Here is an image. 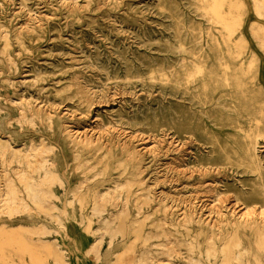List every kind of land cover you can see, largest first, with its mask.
I'll use <instances>...</instances> for the list:
<instances>
[{"label": "rangeland", "instance_id": "obj_1", "mask_svg": "<svg viewBox=\"0 0 264 264\" xmlns=\"http://www.w3.org/2000/svg\"><path fill=\"white\" fill-rule=\"evenodd\" d=\"M212 2L0 0V264H264V3Z\"/></svg>", "mask_w": 264, "mask_h": 264}, {"label": "bare ground", "instance_id": "obj_2", "mask_svg": "<svg viewBox=\"0 0 264 264\" xmlns=\"http://www.w3.org/2000/svg\"><path fill=\"white\" fill-rule=\"evenodd\" d=\"M69 1V0H68ZM106 1V0H105ZM224 0H213V2H212V4H211V6H210V11H211V13H213L216 17H217V15H219V13H218V10H219V7H220V5L222 4V2H223ZM246 1V0H245ZM256 3H257V9H260L261 8V4H263L264 3V0H254ZM28 2V1H27ZM50 2V1H49ZM49 2H48V4H49ZM66 2V1H65ZM103 2V1H102ZM199 2V1H198ZM203 2V1H202ZM20 3V2H19ZM59 3V2H58ZM70 3V2H69ZM156 3V2H155ZM200 3V2H199ZM21 4V3H20ZM54 4V3H53ZM66 4H67V2H66ZM203 4H204V2H203ZM24 5H26V4H24ZM50 5V4H49ZM52 5V4H51ZM68 5V4H67ZM66 5V6H67ZM82 5V4H81ZM80 5V6H81ZM99 5V4H98ZM196 5V4H195ZM27 6V5H26ZM61 6H62V3H61ZM63 6H64V4H63ZM162 6V5H161ZM21 7V6H20ZM19 7V8H20ZM99 7V6H98ZM196 7V6H195ZM197 7H198V5H197ZM204 7V6H203ZM202 7V8H203ZM66 8V7H65ZM135 8V7H134ZM25 9V8H24ZM67 9V8H66ZM133 9V8H132ZM161 9V8H160ZM200 9V8H199ZM204 9V8H203ZM262 9V8H261ZM264 9V8H263ZM263 9H262V12H263ZM27 10V9H26ZM25 10V11H26ZM57 10V9H56ZM94 10V9H93ZM165 10V9H164ZM201 10V9H200ZM200 10H198V11H200ZM229 10V9H228ZM195 11H197V10H195ZM169 12V11H168ZM174 12V11H173ZM260 12H261V10H260ZM206 13V12H205ZM204 13V14H205ZM249 13V12H248ZM254 13H255V11H254ZM20 14V13H19ZM138 14V13H137ZM163 14H164V12H163ZM209 14V13H208ZM17 15V14H16ZM21 15V14H20ZM139 15V14H138ZM184 15V14H183ZM228 15H230V14H228ZM259 15V14H258ZM66 16V15H65ZM168 16V15H167ZM208 16H210V15H208ZM247 16H249V14L247 15ZM259 16H261V13H260V15ZM258 16V17H259ZM13 17V16H12ZM28 17H29V15H28ZM34 17V16H33ZM181 17H184V16H182L181 15ZM212 17V16H211ZM214 17V16H213ZM35 18H36V16H35ZM47 17H45V19H46ZM51 18V17H50ZM89 18V17H88ZM131 18V17H130ZM148 18V17H147ZM199 18H200V16H199ZM215 18V17H214ZM249 18H251V17H249ZM37 19V18H36ZM41 19V18H40ZM91 19V18H90ZM110 19V18H109ZM112 19V18H111ZM203 19V18H202ZM253 19V18H252ZM147 20V19H146ZM174 20V19H173ZM250 20V19H249ZM35 21V20H34ZM40 21V20H39ZM38 21V23H40ZM115 21V20H114ZM113 21V22H114ZM118 21H119V19H118ZM152 21V20H151ZM178 21V20H177ZM188 21V20H187ZM211 21V20H210ZM216 20L214 19V22H215ZM37 22V21H36ZM117 22V21H116ZM148 22V21H147ZM206 22H207V20H206ZM234 22V21H233ZM248 22V21H247ZM260 22H261V20H260ZM11 23V22H10ZM21 23V22H20ZM27 23V22H26ZM49 23V22H48ZM208 23V22H207ZM213 23V22H212ZM227 23V22H226ZM42 24V23H41ZM96 24V23H95ZM117 24V23H116ZM155 24V23H154ZM185 24V23H184ZM218 24V23H217ZM219 24H220V22H219ZM250 24V23H249ZM25 25H27V24H25ZM216 25V24H215ZM224 25V27L227 29V31H229L228 29V25L227 24H223ZM254 25V24H253ZM11 26V25H10ZM41 26V25H40ZM178 26V25H177ZM261 26H262V24H261ZM42 27V26H41ZM135 27V26H134ZM183 27V26H182ZM254 27V26H253ZM16 28H17V26H16ZM23 28V27H22ZM87 28V27H86ZM92 28V27H91ZM188 28V27H187ZM21 29V28H20ZM26 29V28H25ZM24 29V30H25ZM41 29V28H40ZM94 29H97V28H94ZM123 29H125V27L123 28ZM122 29V30H123ZM131 29V28H130ZM132 29H134V28H132ZM193 29V28H192ZM8 30V29H7ZM17 30V29H16ZM101 30V29H100ZM159 30V29H158ZM181 30V29H180ZM184 30V29H183ZM182 30V31H183ZM225 30V29H224ZM246 30V29H245ZM254 31H255V29H253ZM25 31H27V30H25ZM154 31V30H153ZM175 31V30H174ZM193 31V30H192ZM244 31V30H243ZM34 32V31H33ZM109 32V31H108ZM125 32V31H124ZM150 32V31H149ZM165 32H166V30H165ZM178 32H179V30H178ZM194 32V31H193ZM206 32V31H205ZM208 32V31H207ZM245 32H247V31H245ZM17 33V32H16ZM28 33V32H27ZM97 33V32H96ZM100 33V32H99ZM104 33V32H103ZM146 33V32H145ZM154 33V32H153ZM162 33V32H161ZM200 33V32H199ZM202 33V32H201ZM6 34V33H5ZM18 34H20L19 33V31H18ZM101 34V33H100ZM128 34V33H127ZM132 34V33H131ZM171 34V33H170ZM193 34V33H192ZM196 34V33H195ZM209 34V33H208ZM207 34V35H208ZM244 34V33H243ZM29 35V34H28ZM27 35V36H28ZM110 35V34H109ZM134 35V34H133ZM164 35V34H163ZM252 35V34H251ZM49 36V35H48ZM83 36V35H82ZM99 36V35H98ZM184 36V35H183ZM195 36V35H194ZM199 36V35H198ZM198 36H196V38L198 37ZM249 36V35H248ZM18 37V36H17ZM35 37V36H34ZM73 37V36H72ZM173 37V36H172ZM202 37H203V35H202ZM207 37V36H206ZM225 37V36H224ZM254 37V36H253ZM66 38V37H65ZM107 38V37H106ZM144 38H145V36H144ZM164 38H166V37H164ZM178 38V37H177ZM177 38H175V39H177ZM199 38V37H198ZM255 38H257V37H255ZM19 39V38H18ZM68 39V38H67ZM71 39V38H70ZM75 39H76V37H75ZM105 39V38H104ZM108 39V38H107ZM131 39V38H130ZM139 39H140V37H139ZM147 39V38H146ZM184 39V38H183ZM194 39V38H193ZM211 39L213 40V38L211 37ZM225 39V38H224ZM72 40V39H71ZM90 40V39H89ZM114 40V39H113ZM134 40V39H133ZM179 40V39H178ZM195 40V39H194ZM207 40V39H206ZM205 40V41H206ZM249 40V39H248ZM247 40V41H248ZM259 40V39H258ZM262 40H264V39H262ZM93 41V40H92ZM139 41V40H138ZM137 41V42H138ZM144 41V40H143ZM157 41V40H156ZM190 41V40H189ZM89 42V41H88ZM160 42V41H159ZM179 42V41H178ZM16 43H17V41H16ZM79 43V42H78ZM139 43V42H138ZM137 43V44H138ZM148 43H149V40H148ZM156 43H158V42H156ZM155 43V44H156ZM161 43H162V41H161ZM200 43V42H199ZM88 44V43H87ZM93 44V43H92ZM112 44V43H111ZM116 44V43H115ZM206 44H207V42H206ZM260 44H262V43H260ZM67 45V44H66ZM77 45V44H76ZM90 45V44H89ZM158 45V44H157ZM93 46V45H92ZM130 46H131V44H130ZM174 46V45H173ZM226 46V45H225ZM71 47V46H70ZM93 47H95V45L93 46ZM108 47V46H107ZM115 47V46H114ZM139 47V46H138ZM161 47V46H160ZM170 47V46H169ZM182 47V46H181ZM219 47V46H218ZM227 47V46H226ZM99 48V47H98ZM113 48V47H112ZM119 48V47H118ZM194 48V47H193ZM149 49V48H148ZM152 49V48H151ZM155 49V48H154ZM170 49H172V48H170ZM200 49V48H199ZM198 49V50H199ZM5 50V49H4ZM28 50V49H27ZM95 50V49H94ZM102 50V49H101ZM181 50H182V48H181ZM183 50H185V49H183ZM52 51V50H51ZM63 51V50H62ZM187 51V50H186ZM189 51V50H188ZM194 51V50H193ZM50 52V51H49ZM83 52H85V51H83ZM82 52V53H83ZM112 52H114V51H112ZM156 52H157V50H156ZM190 52H191V50H190ZM196 52V51H195ZM201 52V51H200ZM199 52V53H200ZM262 52V51H261ZM46 53V52H45ZM100 53V52H99ZM111 53V52H110ZM127 53V52H126ZM131 53H133V52H131ZM198 53V54H199ZM219 53V52H218ZM48 54V53H47ZM59 54V53H58ZM71 54V53H70ZM95 54V53H94ZM146 54V53H145ZM163 54H166V53H163ZM172 54V53H171ZM196 54V53H195ZM18 55V54H17ZM67 55H69V54H67ZM66 55V56H67ZM78 55H81V54H78ZM178 55V54H177ZM203 55V54H202ZM235 55V54H234ZM65 56V55H64ZM82 56V55H81ZM85 56V55H84ZM87 56V55H86ZM94 56V55H93ZM102 56V55H101ZM115 56V55H114ZM133 56H135V55H133ZM197 56V55H196ZM250 56H252V55H250ZM117 57V56H116ZM229 57V56H228ZM88 58V57H87ZM136 58V57H135ZM150 58V57H149ZM199 58V57H198ZM202 58V57H201ZM72 59V58H71ZM82 59V58H81ZM108 59V58H107ZM113 59V58H112ZM117 59H118V57H117ZM120 59V58H119ZM118 59V60H119ZM155 59V58H154ZM184 59V58H183ZM69 60V59H68ZM77 60H78V58H77ZM85 60V59H84ZM135 60V59H134ZM139 60V59H138ZM167 60V59H166ZM171 60V59H170ZM60 61V60H59ZM74 61V60H73ZM140 61V60H139ZM218 61V60H217ZM220 61H222V60H220ZM44 62V61H43ZM48 62V61H47ZM79 62H81L80 60H79ZM133 62V61H132ZM142 62V61H141ZM181 62V61H180ZM189 62V61H188ZM194 62V61H193ZM138 63V62H137ZM144 63V62H143ZM157 63V62H156ZM190 63V62H189ZM192 63V62H191ZM190 63V64H191ZM199 63H200V61H199ZM224 63V62H223ZM117 64V63H116ZM125 64V63H124ZM133 64V63H132ZM166 64H168V63H166ZM179 64V63H178ZM56 66H57V64H55ZM83 65V64H82ZM89 65V64H88ZM108 65V64H107ZM144 65V64H143ZM196 65V64H195ZM200 65H202V64H200ZM225 65V64H224ZM112 66H113V64H112ZM126 66V65H125ZM130 66V65H129ZM148 66V65H147ZM169 66V65H168ZM184 66V65H183ZM44 67V66H43ZM76 67V66H75ZM89 67V66H88ZM100 67V66H99ZM136 67V66H135ZM138 67V66H137ZM161 67V66H160ZM170 67V66H169ZM200 67V66H199ZM56 68V67H55ZM73 68V67H72ZM71 68V69H72ZM101 68V67H100ZM99 68V69H100ZM117 68V67H116ZM129 68V67H128ZM146 68V67H145ZM159 68V67H158ZM87 69H89V68H87ZM91 69H93V68H91ZM106 69H107V66H106ZM125 69V68H124ZM130 69H133V68H130ZM173 69V68H172ZM171 69V70H172ZM195 69H196V66H195ZM195 69H194V71H195ZM222 69V68H221ZM223 69H225V68H223ZM230 69V68H229ZM116 70V69H115ZM117 70H119L118 68H117ZM129 70V69H128ZM137 70V69H136ZM188 70V69H187ZM216 70V69H215ZM40 71V70H39ZM105 71V70H104ZM109 71V70H108ZM107 71V72H108ZM130 71H132V70H130ZM157 71V70H156ZM169 71V70H168ZM199 71H200V69H199ZM260 71V70H259ZM37 72V71H36ZM66 72V71H65ZM102 72V71H101ZM106 72V73H107ZM112 72H114V71H112ZM116 72V71H115ZM154 72V71H153ZM152 72V74H155V73H153ZM191 72V71H190ZM190 72H187V73H190ZM197 72V71H196ZM210 72V71H209ZM100 73V72H99ZM104 73V72H103ZM138 73V72H137ZM136 73V74H137ZM146 73V72H145ZM149 73V72H148ZM147 73V74H148ZM177 73V72H176ZM191 73H194L195 74V72H191ZM198 73H200V72H198ZM66 74V73H65ZM105 74V73H104ZM114 74V73H113ZM139 74V73H138ZM146 74V75H147ZM152 74H150V75H152ZM162 74V73H161ZM167 74V73H166ZM170 74V73H169ZM51 75V74H50ZM71 75V74H70ZM92 75V74H91ZM109 75V74H108ZM117 75V74H116ZM187 75V74H186ZM46 76V75H45ZM54 76V75H53ZM96 76V75H95ZM107 76V75H106ZM153 76V75H152ZM159 76V75H158ZM168 76V75H167ZM176 76V75H175ZM188 76H189V74H188ZM29 77V76H28ZM33 77V76H32ZM80 77V76H79ZM83 77V76H82ZM87 77V76H86ZM100 77V76H99ZM114 77H115V75H114ZM128 77V76H127ZM35 78V77H34ZM38 78V77H37ZM91 78V77H90ZM95 78V77H94ZM168 78V77H167ZM190 78V77H189ZM188 78V79H189ZM49 79V78H48ZM82 79V78H81ZM164 79V78H163ZM176 79V78H175ZM174 79V80H175ZM140 80V79H139ZM191 80V79H190ZM228 80V79H227ZM226 80V81H227ZM60 81V80H59ZM64 81V80H63ZM87 81H88V78H87ZM98 81V80H97ZM107 81H108V79H107ZM112 81V80H111ZM119 81V80H118ZM143 81V80H142ZM152 81V80H151ZM156 80H154V82H155ZM164 81V80H163ZM167 81V80H166ZM208 81V80H207ZM106 82V81H105ZM165 82V81H164ZM172 82V81H171ZM186 82V81H185ZM219 82V81H218ZM86 83V82H85ZM94 83V82H93ZM101 83V82H100ZM107 83V82H106ZM109 83V82H108ZM111 83V82H110ZM130 83H133V82H130ZM163 83V82H162ZM92 84V83H91ZM170 84V83H169ZM178 84H179V82H178ZM214 84H216V83H214ZM103 85H104V83H103ZM110 85V84H109ZM227 85V84H226ZM112 86V85H111ZM118 86V85H117ZM152 86V85H151ZM176 86V85H175ZM188 86V85H187ZM158 87H159V85H158ZM161 87V86H160ZM171 87V86H170ZM223 87H224V85H223ZM54 88V87H53ZM87 88H89V87H87ZM109 88V87H108ZM113 88H115V87H113ZM112 88V89H113ZM138 88V87H137ZM176 88V87H175ZM150 89V88H149ZM119 90V89H118ZM157 90H159V89H157ZM194 90V89H193ZM23 91V90H22ZM69 91V90H68ZM94 91V90H93ZM109 90H107V92H108ZM123 91H125V90H123ZM148 91V90H147ZM156 91V90H155ZM182 91V90H181ZM184 91V90H183ZM182 91V92H183ZM186 91H187V89H186ZM29 92V91H28ZM122 92V91H121ZM214 92V91H213ZM89 93V92H88ZM101 93V92H100ZM152 93H153V91H152ZM162 93V92H161ZM169 93V92H168ZM187 93V92H186ZM198 93V92H197ZM114 94V93H113ZM119 94V93H118ZM173 94V93H172ZM184 94V93H183ZM91 95V94H90ZM100 95V94H99ZM123 95V94H122ZM162 95V94H161ZM171 95V94H170ZM178 95V94H177ZM181 95V94H180ZM179 95V96H180ZM186 95V94H185ZM193 95V94H192ZM92 96V95H91ZM98 96V95H97ZM110 96V95H109ZM133 96H134V93H133ZM182 96H184V95H182ZM203 96V95H202ZM205 96V95H204ZM208 96V95H207ZM210 96V95H209ZM113 97V96H112ZM148 97H149V95H148ZM175 97V96H174ZM198 97V96H197ZM44 98V97H43ZM103 98V97H102ZM180 98V97H179ZM211 98V97H210ZM105 99V98H104ZM113 99V98H112ZM111 99V100H112ZM124 99V98H123ZM136 99V98H135ZM165 99V98H164ZM175 99H177V98H175ZM182 99V98H181ZM100 100H102V99H100ZM107 100V99H106ZM109 100V99H108ZM122 100V99H121ZM141 100V99H140ZM220 100V99H219ZM165 101V100H164ZM183 101V100H182ZM184 101H186V100H184ZM76 102H77V100H76ZM158 102V101H157ZM218 102V101H217ZM202 103V102H201ZM225 103V102H224ZM36 104H38V103H36ZM208 104V103H207ZM130 105V104H129ZM137 105V104H136ZM194 105V104H193ZM196 105V104H195ZM194 105V106H195ZM202 105H204V104H202ZM154 106V105H153ZM162 106V105H161ZM216 106V105H215ZM219 106V105H218ZM229 105H227V107H228ZM231 106V105H230ZM146 107V106H145ZM152 107V106H151ZM193 107V106H192ZM201 107H203V106H201ZM205 107V106H204ZM226 107V106H225ZM96 108V107H95ZM109 108V107H108ZM118 108V107H117ZM116 108V109H117ZM139 108V107H138ZM155 108V107H154ZM37 109H39V108H37ZM45 109V108H44ZM142 109V108H141ZM164 109V108H163ZM228 109V108H227ZM234 109H235V107H234ZM112 110V109H111ZM147 110V109H146ZM151 110V109H150ZM157 110V109H156ZM174 110V109H173ZM67 111V110H66ZM115 111V110H114ZM138 111V110H137ZM152 111V110H151ZM165 111V110H164ZM192 111V110H191ZM200 111V110H199ZM211 111V110H210ZM237 111V110H236ZM235 111V112H236ZM156 112V111H155ZM217 112V111H216ZM219 112V111H218ZM238 112V111H237ZM237 112H236V114H237ZM44 113V112H43ZM64 113V112H63ZM161 113V112H160ZM181 113V112H180ZM179 113V114H180ZM201 113V112H200ZM145 114V113H144ZM202 114V113H201ZM62 115V114H61ZM110 115V114H109ZM143 115V114H142ZM170 115V114H169ZM213 115V114H212ZM82 116V115H81ZM214 116V115H213ZM224 116V115H223ZM240 116H242V115H240ZM155 117V116H154ZM159 117V116H158ZM157 117V118H158ZM162 117V116H161ZM171 117V116H170ZM181 117V116H180ZM184 117V116H183ZM187 117V116H186ZM150 118V117H149ZM194 118V117H193ZM214 118V117H213ZM230 118V117H229ZM232 118V117H231ZM121 119V118H120ZM132 119V118H131ZM137 119V118H136ZM156 119V118H155ZM178 119V118H177ZM181 119V118H180ZM187 119V118H186ZM213 120H215V119H213ZM245 120V119H244ZM165 121V120H164ZM177 121V120H176ZM180 121V120H179ZM103 122V121H102ZM139 122V121H138ZM156 122H157V120H156ZM156 122H155V124H156ZM174 122V121H173ZM189 122V121H188ZM97 123V122H96ZM119 123V122H118ZM122 123V122H121ZM134 123V122H133ZM143 123V122H142ZM145 123H146V121H145ZM148 123V122H147ZM200 123V122H199ZM213 123V122H212ZM249 123V122H248ZM124 124V123H123ZM130 124V123H129ZM149 124H151V123H149ZM176 124V123H175ZM223 124H226V123H223ZM229 124V123H228ZM104 125V124H103ZM212 125V124H211ZM235 125V124H234ZM251 125V124H250ZM112 126V125H111ZM137 126V125H136ZM135 126V127H136ZM142 126V125H141ZM147 126V125H146ZM190 126V125H189ZM214 126V125H213ZM219 126V125H218ZM221 126V125H220ZM219 126V127H220ZM231 126H232V124H231ZM202 127V126H201ZM226 127V126H225ZM230 127V126H229ZM234 127V126H233ZM245 127V126H244ZM251 127V126H250ZM134 128V127H133ZM241 128V127H240ZM77 129V128H76ZM93 129H95V128H93ZM172 129V128H171ZM242 129V128H241ZM97 130V129H96ZM112 130V129H111ZM151 130V129H150ZM198 130V129H197ZM238 130V129H237ZM116 131H117V129H116ZM121 131V130H120ZM119 131V132H120ZM136 131V130H135ZM145 131V130H144ZM64 132V131H63ZM69 132V131H68ZM101 132V131H100ZM143 132V131H142ZM141 132V133H142ZM205 132H207V131H205ZM226 132V131H225ZM224 132V133H225ZM244 132V131H243ZM242 132V133H243ZM250 132V131H249ZM192 133V132H191ZM227 133V132H226ZM232 133V132H231ZM76 134H77V132H76ZM80 134V133H79ZM140 134V133H139ZM199 134H200V132H199ZM247 134H249V133H247ZM71 135H73V134H71ZM90 135V134H89ZM187 135V134H186ZM217 135V134H216ZM104 136V135H103ZM153 136V135H152ZM191 136V135H190ZM194 136H195V134H194ZM71 137H73V136H71ZM79 138V137H78ZM96 138V137H95ZM180 138V137H179ZM233 138V137H232ZM81 139V138H80ZM84 139V138H83ZM186 139V138H185ZM192 139V138H191ZM196 139V138H195ZM77 140H79V139H77ZM82 140V139H81ZM113 140V139H112ZM233 140V139H232ZM252 140V139H251ZM196 142H198L197 140H195ZM41 142V141H40ZM183 142V141H182ZM218 142V141H217ZM257 142H258V140H257ZM9 143V142H8ZM84 143V142H83ZM229 143V142H228ZM204 144V143H203ZM1 145V144H0ZM190 145V144H189ZM254 145H255V143H254ZM10 146V145H9ZM89 146V145H88ZM161 146V145H160ZM183 146V145H182ZM213 147H215V146H213ZM249 147V146H248ZM39 148V147H38ZM37 148V149H38ZM216 148V147H215ZM190 149V148H189ZM253 149V148H252ZM260 149V148H259ZM39 150V149H38ZM206 150H208V149H206ZM262 150V149H261ZM9 151V150H8ZM107 151V150H106ZM248 151H250V150H248ZM17 152V151H16ZM33 152V151H32ZM177 152V151H176ZM26 153H27V151H26ZM40 153V152H39ZM157 153V152H156ZM155 153V154H156ZM231 153V152H230ZM234 153V152H233ZM249 154H250V152H248ZM154 154V155H155ZM207 154V153H206ZM205 154V155H206ZM212 154V153H211ZM226 154V153H225ZM260 154V153H259ZM5 155V154H4ZM160 155V154H159ZM158 155V156H159ZM176 155V154H175ZM195 155V154H194ZM251 155V154H250ZM263 155V154H262ZM163 156V155H162ZM165 156V155H164ZM184 156V155H183ZM209 156V155H208ZM93 157V156H92ZM204 157V156H203ZM212 157V156H211ZM13 158V157H12ZM161 158V157H160ZM200 159H201V157H199ZM210 158V157H209ZM263 158V157H262ZM11 159V158H10ZM17 159H18V153H17ZM203 159V158H202ZM201 159V160H202ZM38 160V159H37ZM190 160V159H189ZM199 160V159H198ZM257 160V159H256ZM42 160H40V162H41ZM161 161V160H160ZM169 161V160H168ZM179 161V160H178ZM1 162V161H0ZM10 162V161H9ZM8 162V163H9ZM257 162V161H256ZM14 163V162H13ZM101 163V162H100ZM160 163V162H159ZM170 163V162H169ZM258 163V162H257ZM260 163V162H259ZM161 164V163H160ZM187 164V163H186ZM189 164V163H188ZM240 164V163H239ZM254 164V163H253ZM39 165V164H38ZM205 165V164H204ZM223 165V164H222ZM250 165V164H249ZM255 165V164H254ZM194 166V165H193ZM214 166V165H213ZM244 166V165H243ZM77 167V166H76ZM202 167V166H201ZM230 167V166H229ZM238 167H239V165H238ZM237 167V168H238ZM2 168V167H1ZM79 168V167H78ZM164 168V167H163ZM190 168V167H189ZM200 168V167H199ZM212 168H214V167H212ZM223 168V167H222ZM227 168V167H226ZM253 168V167H252ZM256 168V167H255ZM261 168V167H260ZM12 169V168H11ZM15 169H17L16 167H15ZM157 169V168H156ZM188 169V168H187ZM198 169V168H197ZM235 169V168H234ZM245 169V168H244ZM257 169V168H256ZM207 170V169H206ZM221 170V169H220ZM248 170V169H247ZM262 170V169H261ZM261 170H260V172H261ZM11 171V170H10ZM158 171V170H157ZM209 171V170H208ZM207 171V172H208ZM251 171V170H250ZM263 171V170H262ZM17 172V171H16ZM216 172H217V169H216ZM245 172V171H244ZM254 172V171H253ZM153 173V172H152ZM159 173V172H158ZM243 173V172H242ZM252 173V172H251ZM197 175H198V173H196ZM247 174V173H246ZM250 174V173H249ZM248 174V175H249ZM253 174V173H252ZM163 175V174H162ZM214 175V174H213ZM193 176V175H192ZM200 176V175H199ZM15 177V176H14ZM0 178H2V177H0ZM11 178V177H10ZM23 178V177H22ZM197 178H198V176H197ZM23 180V179H22ZM196 180V179H195ZM198 180V179H197ZM223 180V179H222ZM262 180V179H261ZM55 181H59V182H61L60 181V179L58 178V177H56L52 172H47V173H45V175L43 176V179L41 180V185H45V184H52L53 182H55ZM91 181V180H90ZM226 181V180H225ZM18 182V181H17ZM87 182V181H86ZM85 182V183H86ZM148 182V181H147ZM190 182V181H189ZM227 182V181H226ZM225 182V183H226ZM245 182H246V180H245ZM3 183V182H2ZM19 183V182H18ZM77 183H79V182H77ZM163 183V182H162ZM230 183H232V182H230ZM241 183V182H240ZM11 184L12 183H10L9 181H7V183H6V193H5V197L3 198V197H1V198H3V205L2 206H4V208H6L9 212H14L15 214H17L18 213V206H17V204H15L16 203V192H15V190H14V188L11 186ZM148 184V183H147ZM198 184V183H197ZM243 184V183H242ZM252 184V183H251ZM5 185V184H4ZM41 185H38V186H36V187H34V189L33 190H42L41 189ZM215 185V184H214ZM30 186V185H29ZM58 186V185H57ZM187 186V185H186ZM256 186V185H255ZM60 187V186H59ZM169 187V186H168ZM175 187V186H174ZM188 187H190V186H188ZM187 187V188H188ZM194 187V186H193ZM263 187V186H262ZM261 187V188H262ZM195 188V187H194ZM206 190V189H205ZM263 190V189H262ZM5 191V190H4ZM63 191V190H62ZM214 191V190H213ZM229 191V190H228ZM227 191V192H228ZM233 191V190H232ZM41 192V191H40ZM225 192V191H224ZM231 192V191H230ZM238 193H239V191H237ZM245 192V191H244ZM264 192V191H263ZM42 193V192H41ZM236 193V192H235ZM27 194V193H26ZM38 194V193H37ZM169 194V193H168ZM191 194V193H190ZM215 194H216V192H215ZM217 195V194H216ZM263 195V194H262ZM26 197V196H25ZM32 197V196H31ZM41 197V196H40ZM109 197V196H108ZM171 198V197H170ZM217 198V197H216ZM239 198V197H238ZM66 199V198H65ZM97 199V198H96ZM237 199V198H236ZM147 200V199H146ZM177 200V199H176ZM240 200V199H239ZM94 201V200H93ZM97 201H98V203H99V200L97 199ZM96 201V202H97ZM242 201V200H241ZM30 202V201H29ZM84 202V201H83ZM253 202H255V201H253ZM72 203H73V200H72ZM109 203V202H108ZM193 203V202H192ZM51 204V203H50ZM39 205V204H38ZM103 205V204H102ZM184 205V204H183ZM258 205H260V204H258ZM34 206V205H33ZM84 206V205H83ZM98 206H100V204L98 205ZM181 206V205H180ZM261 206V205H260ZM79 207H80V205H79ZM102 206H100V209H98V210H103V207L101 208ZM228 207V206H227ZM93 208V207H92ZM30 209V208H29ZM28 209V210H29ZM39 209V208H38ZM48 209V208H47ZM173 209V208H172ZM260 209V208H259ZM98 210H96V211H98ZM7 211V212H8ZM25 211V210H24ZM51 211V210H50ZM96 211H94V212H96ZM172 211V210H171ZM194 211V210H193ZM29 212V211H28ZM92 212V211H91ZM93 212V213H94ZM175 212V211H174ZM222 212V211H221ZM1 213V212H0ZM81 213V212H80ZM98 213V212H97ZM100 213V212H99ZM110 213V212H109ZM168 213V212H167ZM6 214V213H5ZM60 214V213H59ZM170 214H172V213H170ZM174 214V213H173ZM177 214V213H176ZM220 214V213H219ZM123 215V214H122ZM257 215H260V213L259 214H257ZM8 216V215H7ZM225 216V215H224ZM246 216V215H245ZM109 217V216H108ZM241 217V216H240ZM261 217V216H260ZM259 218V217H258ZM164 221V220H163ZM15 222H17V219H16V217H12L11 219H10V223H15ZM166 222V221H165ZM104 223H106L107 224V222H106V220H105V222ZM194 224H195V222H194ZM235 225V224H234ZM59 226H61V228H62V230L63 231H67V225L65 224V223H63V221L59 218ZM194 226V225H193ZM184 227V226H183ZM226 227H228V226H226ZM34 228V227H33ZM19 229V228H18ZM18 229H17V231H18ZM105 229V228H104ZM176 229V228H175ZM211 229H212V226H211ZM217 229V228H216ZM26 230V229H25ZM24 230V231H25ZM107 230V229H106ZM109 230V229H108ZM113 230V229H112ZM136 230V229H135ZM134 230V231H135ZM183 230H185V228L183 229ZM16 230L15 231H7L5 228H1L0 227V242H1V244L2 243H4V242H6L7 240H9V238L10 237H13V236H20V237H22L21 235H19V231L17 232ZM23 231V232H24ZM137 231V230H136ZM186 231V230H185ZM27 232V231H26ZM103 232V231H102ZM113 232H115V231H113ZM29 233V232H28ZM36 233V232H35ZM71 233V232H70ZM176 233V232H175ZM51 234V233H50ZM104 234V233H103ZM115 234H117V233H115ZM114 234V235H115ZM147 235V234H146ZM186 235V234H185ZM113 236V235H112ZM111 236V237H112ZM137 236V235H136ZM166 236V235H165ZM219 236V235H218ZM31 237V236H30ZM67 237V236H66ZM186 237H187V235H186ZM264 237V236H263ZM147 238V237H146ZM145 238V239H146ZM21 239V238H20ZM20 239H19V241H18V244H19V242H22V240L20 241ZM156 239V238H155ZM24 241V240H23ZM112 243V242H111ZM148 243V242H147ZM170 243V242H169ZM23 243H21V245H22ZM239 244V243H238ZM34 245V244H33ZM33 245H31L32 247L31 248H33ZM68 245H69V243H68ZM142 245V244H141ZM154 245V244H153ZM169 245V244H168ZM172 245H173V243H172ZM180 245V244H179ZM210 245V244H209ZM3 246H4V244H3ZM30 246V245H29ZM37 246V245H36ZM163 246V245H162ZM237 246V245H236ZM2 247V246H1ZM27 247V246H26ZM38 247V246H37ZM154 247V246H153ZM160 247V246H159ZM189 247H191V246H189ZM193 247V246H192ZM222 247V246H221ZM220 247V248H221ZM228 247V246H227ZM226 247V248H227ZM3 248V247H2ZM22 248H24L23 246H22ZM42 248H43V246H42ZM223 248V247H222ZM226 248H225V251H226ZM262 248V247H261ZM26 249V248H25ZM39 249V248H38ZM259 249V248H258ZM23 250V249H22ZM44 250H45V247H44ZM190 250H192V249H190ZM223 250V249H222ZM221 250V251H222ZM33 252H34V250H32ZM46 251V250H45ZM64 251V250H63ZM207 251V250H206ZM224 251V252H225ZM2 252V251H1ZM37 252V251H36ZM208 252V251H207ZM214 252V251H213ZM31 253V252H30ZM40 253V252H39ZM47 253H49V252H47ZM124 253V252H123ZM155 253V252H154ZM161 253V252H160ZM1 254V253H0ZM4 254V253H3ZM125 254V253H124ZM143 254H144V252H143ZM149 254V253H148ZM220 254H221V252H220ZM226 254V253H225ZM28 255H30V254H27V256ZM72 255V254H71ZM142 255V254H141ZM158 255V254H157ZM208 255V254H207ZM39 255H37L36 257H38ZM90 256V255H89ZM120 256H122V254L120 255ZM160 256H161V254H160ZM209 256V255H208ZM212 256V255H211ZM76 257V256H75ZM123 257V256H122ZM153 257V256H152ZM224 257V256H223ZM237 257V256H236ZM235 257V258H236ZM5 258V257H4ZM29 258V257H28ZM31 258V257H30ZM34 258H35V256H34ZM40 258V257H39ZM44 258V257H43ZM61 258V257H60ZM0 259H1V257H0ZM3 259V258H2ZM32 259V258H31ZM31 259H30V261H31ZM41 259V258H40ZM94 259V258H93ZM120 259V258H119ZM123 259V258H122ZM134 259V258H133ZM153 259V258H152ZM234 259V258H233ZM4 260V259H3ZM37 260L38 259H36V261L35 262H37ZM48 260V259H47ZM123 260H125V259H123ZM145 260V259H144ZM151 260V259H150ZM164 260V259H163ZM162 260V261H163ZM236 260H237V258H236ZM1 261V260H0ZM34 261V260H33ZM41 260H39V262H40ZM153 261V260H152ZM158 261V260H157ZM165 261V260H164ZM190 261V260H189ZM192 261V260H191ZM224 261H226L225 260V258H224ZM234 261V260H233ZM4 262V261H3ZM25 262V261H24ZM34 262V263H35ZM48 262V261H47ZM123 262V261H122ZM128 262V261H127ZM2 263V262H1ZM4 263H6V261L4 262ZM33 262H31V264H32ZM43 263V262H42ZM86 263V262H85ZM96 263V262H95ZM123 263H125V262H123ZM143 263V262H142ZM153 263V262H152ZM226 263V262H225ZM60 264H67L62 258H61V263ZM73 264H74V262H73ZM87 264V263H86ZM115 264V263H114ZM219 264V263H218Z\"/></svg>", "mask_w": 264, "mask_h": 264}]
</instances>
